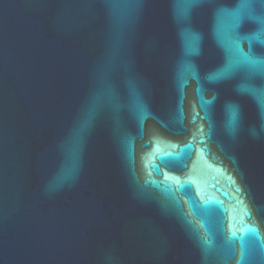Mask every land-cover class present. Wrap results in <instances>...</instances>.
<instances>
[{
	"label": "water",
	"instance_id": "water-1",
	"mask_svg": "<svg viewBox=\"0 0 264 264\" xmlns=\"http://www.w3.org/2000/svg\"><path fill=\"white\" fill-rule=\"evenodd\" d=\"M0 264H264V0H0Z\"/></svg>",
	"mask_w": 264,
	"mask_h": 264
}]
</instances>
